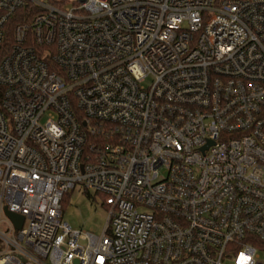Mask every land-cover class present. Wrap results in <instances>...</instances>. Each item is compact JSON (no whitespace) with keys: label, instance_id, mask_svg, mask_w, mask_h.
Here are the masks:
<instances>
[{"label":"built area","instance_id":"1","mask_svg":"<svg viewBox=\"0 0 264 264\" xmlns=\"http://www.w3.org/2000/svg\"><path fill=\"white\" fill-rule=\"evenodd\" d=\"M1 215L0 264H264V0H0Z\"/></svg>","mask_w":264,"mask_h":264},{"label":"rangeland","instance_id":"2","mask_svg":"<svg viewBox=\"0 0 264 264\" xmlns=\"http://www.w3.org/2000/svg\"><path fill=\"white\" fill-rule=\"evenodd\" d=\"M63 220L68 223L72 229L83 234H92L101 237L106 229L109 220V211L104 206L103 199L94 191H88L81 184H76L66 194L63 200ZM0 230L7 231L5 216H0ZM82 244L87 241L81 240ZM261 261L264 262V250L258 249Z\"/></svg>","mask_w":264,"mask_h":264},{"label":"water","instance_id":"3","mask_svg":"<svg viewBox=\"0 0 264 264\" xmlns=\"http://www.w3.org/2000/svg\"><path fill=\"white\" fill-rule=\"evenodd\" d=\"M205 148H203L204 150ZM7 215L13 220V222L16 224V226L18 228H21L24 217L22 215L10 212V211H6Z\"/></svg>","mask_w":264,"mask_h":264},{"label":"trees","instance_id":"4","mask_svg":"<svg viewBox=\"0 0 264 264\" xmlns=\"http://www.w3.org/2000/svg\"><path fill=\"white\" fill-rule=\"evenodd\" d=\"M65 198H66V195H65V197H64V199H63L64 201H65ZM62 207H63V201H62Z\"/></svg>","mask_w":264,"mask_h":264}]
</instances>
